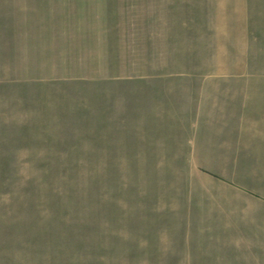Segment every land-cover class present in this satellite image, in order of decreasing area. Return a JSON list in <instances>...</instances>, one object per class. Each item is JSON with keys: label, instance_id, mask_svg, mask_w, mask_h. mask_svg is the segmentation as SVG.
Masks as SVG:
<instances>
[{"label": "rangeland", "instance_id": "374dc122", "mask_svg": "<svg viewBox=\"0 0 264 264\" xmlns=\"http://www.w3.org/2000/svg\"><path fill=\"white\" fill-rule=\"evenodd\" d=\"M243 1L0 0V264H264Z\"/></svg>", "mask_w": 264, "mask_h": 264}, {"label": "crops", "instance_id": "0c3cea01", "mask_svg": "<svg viewBox=\"0 0 264 264\" xmlns=\"http://www.w3.org/2000/svg\"><path fill=\"white\" fill-rule=\"evenodd\" d=\"M216 3L219 4L220 3L219 0H217ZM243 3H244V5H246V6H244V9H243V15L242 14H239V11H238V15L236 16V18L239 19V22L241 21V19H243V21L246 20V19L249 20L248 9H247V3H248V1L247 0H244ZM227 10L229 11V12L226 13L227 14V19H229L230 18V15H231V11H230L229 6H227Z\"/></svg>", "mask_w": 264, "mask_h": 264}]
</instances>
